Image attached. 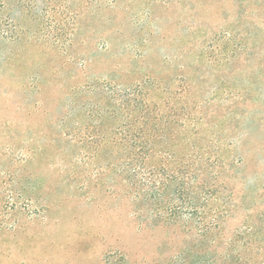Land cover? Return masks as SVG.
<instances>
[{
	"label": "rangeland",
	"instance_id": "rangeland-1",
	"mask_svg": "<svg viewBox=\"0 0 264 264\" xmlns=\"http://www.w3.org/2000/svg\"><path fill=\"white\" fill-rule=\"evenodd\" d=\"M0 264H264V0H0Z\"/></svg>",
	"mask_w": 264,
	"mask_h": 264
},
{
	"label": "trees",
	"instance_id": "trees-1",
	"mask_svg": "<svg viewBox=\"0 0 264 264\" xmlns=\"http://www.w3.org/2000/svg\"><path fill=\"white\" fill-rule=\"evenodd\" d=\"M166 185L163 183L162 187H165ZM149 212L145 211L144 214L148 215ZM144 214L142 216H144Z\"/></svg>",
	"mask_w": 264,
	"mask_h": 264
}]
</instances>
